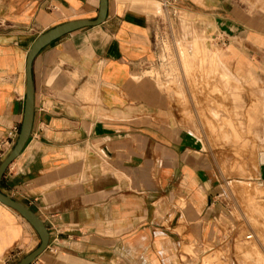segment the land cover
Returning <instances> with one entry per match:
<instances>
[{"label":"crops","instance_id":"obj_1","mask_svg":"<svg viewBox=\"0 0 264 264\" xmlns=\"http://www.w3.org/2000/svg\"><path fill=\"white\" fill-rule=\"evenodd\" d=\"M171 1L178 14L226 35L224 57L215 60L232 78L228 66L242 75L253 65L264 79V21L229 0ZM98 2L0 0V140L19 130L33 39L65 21L94 19ZM155 3L107 0L100 24L52 40L32 61L31 130L0 179V193L49 233L30 264H189L195 247L239 236L211 152L146 73L160 55ZM247 233L245 241L253 238ZM38 243L30 224L0 202V264Z\"/></svg>","mask_w":264,"mask_h":264},{"label":"rangeland","instance_id":"obj_2","mask_svg":"<svg viewBox=\"0 0 264 264\" xmlns=\"http://www.w3.org/2000/svg\"><path fill=\"white\" fill-rule=\"evenodd\" d=\"M229 1L264 21V0ZM155 4L161 21L154 30L160 55L146 73L166 89L169 107L211 152L231 197V220L240 228L231 245L219 239L189 251V264H264V79L253 65L239 75L224 62L237 77L232 78L215 60L224 57L229 42L217 26L182 13L164 18ZM247 232L254 240L242 239Z\"/></svg>","mask_w":264,"mask_h":264},{"label":"water","instance_id":"obj_3","mask_svg":"<svg viewBox=\"0 0 264 264\" xmlns=\"http://www.w3.org/2000/svg\"><path fill=\"white\" fill-rule=\"evenodd\" d=\"M106 7L107 0H99L97 14L94 19H75L62 22L41 32L31 42L25 59V101L22 120L14 143L12 144L7 154L0 161V179L8 164L21 151L31 130L33 116V88L31 66L35 55L39 52L40 49H42L52 40H55L66 33H69L81 27L100 24L105 18ZM260 178L264 179V164L260 165ZM0 202L12 208L20 216H22L38 235L39 243L36 248H34L32 251H30L28 254L14 263L30 264L36 258V256H38L46 249L49 240V233L46 229V226L34 212H32L27 206L21 204L20 202L13 200L2 193H0Z\"/></svg>","mask_w":264,"mask_h":264},{"label":"built area","instance_id":"obj_4","mask_svg":"<svg viewBox=\"0 0 264 264\" xmlns=\"http://www.w3.org/2000/svg\"><path fill=\"white\" fill-rule=\"evenodd\" d=\"M159 8L162 12L164 18H172L175 19L178 16L177 9L175 4L171 0H160ZM17 129L14 131H9V133L1 138L0 140V157L6 148H10L14 142V139L17 135Z\"/></svg>","mask_w":264,"mask_h":264},{"label":"bare ground","instance_id":"obj_5","mask_svg":"<svg viewBox=\"0 0 264 264\" xmlns=\"http://www.w3.org/2000/svg\"><path fill=\"white\" fill-rule=\"evenodd\" d=\"M251 236H252L251 233H247V234L245 235V239H249Z\"/></svg>","mask_w":264,"mask_h":264}]
</instances>
